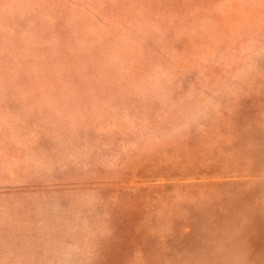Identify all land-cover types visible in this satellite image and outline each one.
<instances>
[{
    "label": "rangeland",
    "instance_id": "rangeland-1",
    "mask_svg": "<svg viewBox=\"0 0 264 264\" xmlns=\"http://www.w3.org/2000/svg\"><path fill=\"white\" fill-rule=\"evenodd\" d=\"M0 264H264V0H0Z\"/></svg>",
    "mask_w": 264,
    "mask_h": 264
}]
</instances>
